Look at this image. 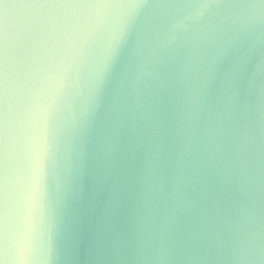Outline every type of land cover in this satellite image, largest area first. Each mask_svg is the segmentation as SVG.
<instances>
[{"label": "water", "instance_id": "water-1", "mask_svg": "<svg viewBox=\"0 0 264 264\" xmlns=\"http://www.w3.org/2000/svg\"><path fill=\"white\" fill-rule=\"evenodd\" d=\"M261 3L9 5L0 259L264 264Z\"/></svg>", "mask_w": 264, "mask_h": 264}, {"label": "snow or ice", "instance_id": "snow-or-ice-1", "mask_svg": "<svg viewBox=\"0 0 264 264\" xmlns=\"http://www.w3.org/2000/svg\"><path fill=\"white\" fill-rule=\"evenodd\" d=\"M109 2L110 0H0V94H2L4 82L6 39L9 24L6 8L9 5L19 9H32L68 5L103 6ZM260 6L264 7V3H261ZM20 22L21 24L25 23L24 20ZM0 264H5L3 259H0Z\"/></svg>", "mask_w": 264, "mask_h": 264}]
</instances>
